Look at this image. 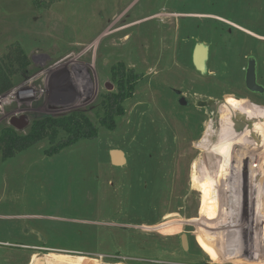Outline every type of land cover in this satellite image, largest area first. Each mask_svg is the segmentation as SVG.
<instances>
[{"label": "rangeland", "instance_id": "rangeland-1", "mask_svg": "<svg viewBox=\"0 0 264 264\" xmlns=\"http://www.w3.org/2000/svg\"><path fill=\"white\" fill-rule=\"evenodd\" d=\"M244 31H264V0H60L49 9L0 0V55L16 43L30 60L26 78L0 97V129L13 117L30 125L73 111L96 123L111 68L144 74L113 130L54 156L44 140L0 162V264L45 255L55 264H264L222 259L232 230L248 231L244 211L233 225L235 170L248 186L241 206L259 216L254 232L264 235V116L235 108L264 109L242 81L246 58L264 43ZM197 43L209 49L204 73L191 62ZM21 91L31 98L17 99ZM228 97L237 100L224 104ZM115 149L122 167L111 165ZM255 246L264 250V236Z\"/></svg>", "mask_w": 264, "mask_h": 264}, {"label": "trees", "instance_id": "trees-1", "mask_svg": "<svg viewBox=\"0 0 264 264\" xmlns=\"http://www.w3.org/2000/svg\"><path fill=\"white\" fill-rule=\"evenodd\" d=\"M59 1L33 0L38 9H49ZM29 66L30 60L19 44L14 43L6 47L4 53L0 55V97L14 88L16 78H26ZM111 77L115 89L103 94L97 105L92 108L97 124L85 112L73 111L62 117L33 120L24 134L11 126H4L0 129V162L13 159L44 140H48L51 145L46 154L54 156L79 142L95 140L100 128L113 130L118 118L124 114V103L131 99L144 74L119 63L111 68ZM261 213L264 215V211ZM263 236L254 233L252 257L249 261L251 263L264 257V250L258 253L255 250L257 238Z\"/></svg>", "mask_w": 264, "mask_h": 264}, {"label": "bare ground", "instance_id": "bare-ground-1", "mask_svg": "<svg viewBox=\"0 0 264 264\" xmlns=\"http://www.w3.org/2000/svg\"><path fill=\"white\" fill-rule=\"evenodd\" d=\"M25 95L23 94H20L21 96L19 98L21 99H28V98H31L30 95H26L28 93H24ZM235 108H237L238 110H240L241 112L243 113H247L249 114L250 117L252 118H255V119H260L261 117V114L258 112V111H255L253 109H249V108H246V107H243V106H239V105H236ZM228 127H231V124L229 123ZM252 134H254V136H256V134L258 133L260 137V131L258 128H253V131H251ZM209 133V132H208ZM207 133V135H205V137L209 136V134ZM231 135L235 138L237 137H240L241 134L240 133H233V132H230ZM204 141L203 143H206V139L204 138ZM202 148L205 147L204 144H201L200 145ZM208 150V149H207ZM203 161V160H202ZM193 169L194 171L196 170V166H193ZM193 171V172H194ZM195 174V173H194ZM231 174V173H230ZM219 175V174H218ZM242 175H244L242 173ZM195 177V176H194ZM263 178H264V173H263ZM195 180V179H194ZM220 180V179H219ZM207 182V181H206ZM242 182H243V179L241 178L240 176V169L238 170H235V173H234V178H233V225H236V226H240V216L241 214L243 213V211L245 212V224L244 225H248V231L246 230L245 231V228L243 229V232L240 234V228L238 229H235V230H232V233H236V238L235 240H233V238H231V243L230 245H228V247L230 246V251L229 249L228 250H224L223 252V256L222 259H244L245 261L250 259L251 256H252V246H253V243H254V228L255 227H261L262 226V220L259 218V216H256L254 215L253 213H251L249 210H248V203L246 204V207L245 209L243 210V207L241 206V193H240V188H241V185H242ZM247 185V183H246ZM215 188V187H214ZM244 190V189H243ZM229 194V193H228ZM246 199L247 201H251V196L250 195H253V193L250 194V192H248L246 194ZM253 199V198H252ZM252 203H254L253 205H255L256 203V200L253 199L250 203V205L252 206ZM248 212V213H247ZM244 215V213H243ZM242 215V216H243ZM126 227V226H125ZM203 227V226H202ZM205 239H209L210 236H207L206 235H202ZM243 238L245 240V242H243L244 244H240L238 246H236V241H241L242 242V239ZM233 240V241H232ZM238 247V248H237ZM220 257V256H218ZM57 258V257H56ZM82 258V257H81ZM79 258V262L81 264H84V261L83 259ZM231 259V260H232ZM63 260V259H62ZM57 261V260H56ZM64 261V260H63ZM227 261V260H226ZM225 261V262H226ZM229 261V260H228ZM233 261V260H232ZM59 263V262H58ZM62 263V262H61ZM66 263V262H65ZM95 262H92V264H94ZM63 264V263H62ZM97 264V263H95Z\"/></svg>", "mask_w": 264, "mask_h": 264}, {"label": "water", "instance_id": "water-1", "mask_svg": "<svg viewBox=\"0 0 264 264\" xmlns=\"http://www.w3.org/2000/svg\"><path fill=\"white\" fill-rule=\"evenodd\" d=\"M207 58H208V47L201 43L196 44L192 52V64L195 67V69L200 73H204L205 71ZM245 86L247 90H249L250 92H257L259 89V86L256 84L254 60L252 58L249 59L248 68L246 70ZM105 88L107 92H111L113 90L111 84H106ZM29 92L30 91H21L18 94L20 95ZM9 124L12 128H14L17 131H23L26 127L29 126V122L24 116H21L19 118L17 117L11 118ZM258 136L259 134L257 133L256 137ZM109 155L112 166L122 167L126 164V159L122 151L117 149L111 150ZM181 246L183 247L184 250H186L187 240L185 235H181Z\"/></svg>", "mask_w": 264, "mask_h": 264}, {"label": "flooded vegetation", "instance_id": "flooded-vegetation-1", "mask_svg": "<svg viewBox=\"0 0 264 264\" xmlns=\"http://www.w3.org/2000/svg\"><path fill=\"white\" fill-rule=\"evenodd\" d=\"M245 33V39L246 38H248V39H252V36H253V39H255V42L256 43H258L260 46H261V44H263L264 43V31H261V32H259V33H252V32H248V31H244ZM230 34H232V32L230 33ZM251 34H253V35H251ZM198 44V43H197ZM196 45V44H195ZM195 45H194V47H195ZM194 47H193V49H194ZM262 47V46H261ZM261 50H262V54L260 53L259 55H257V56H248L247 58H246V61H245V67L243 68V79H242V81H243V86H244V88H245V90L248 92V93H250L251 95H254L255 97H256V99H258L259 101H264V70H263V68H262V66H263V64H264V56H263V52H264V50L262 49V48H260ZM208 51H209V49H208ZM193 52V51H192ZM253 59L254 60V68H255V75H256V84L259 86V89H258V91L257 92H250L249 90H247V88H246V86H245V77H246V70H247V68H248V64H249V59ZM191 62H192V55H191ZM193 65V64H192ZM194 67V66H193ZM195 68V67H194ZM196 70V69H195ZM197 71V70H196ZM199 72V71H198ZM108 84H110V83H108ZM112 85V84H111ZM112 89L114 90V83H113V85H112ZM112 90V91H113ZM176 95L178 94L176 91L174 92ZM229 99H234V100H237V99H235V98H232V97H228L227 99H226V101H224V103L225 102H227V101H229ZM238 101H240V100H238ZM179 104L180 105H185L186 104V102L185 101H183L182 99H179ZM259 108H261V107H259ZM261 110L262 111H259V110H255V111H258L260 114H261V117H260V119L262 120L263 119V117L262 116H264V109L263 108H261ZM263 112V113H262ZM263 114V115H262ZM248 117H250V116H248ZM259 119V120H260ZM263 123V122H262ZM254 128H258L259 129V131H260V134H262V129L261 128H259V127H256V126H254ZM229 132V138L230 139H232V140H235V139H240V138H246V134H241V136L240 137H237V138H235V137H233L232 135H231V133H230V131H228ZM260 137H261V135H260ZM264 147V146H263ZM261 172V171H260ZM263 175V174H262ZM247 181V179H245V182ZM244 182V181H243ZM242 182V186L245 188H247L248 189V186L246 185V183H243ZM250 188V187H249ZM241 189V191H242V187L240 188ZM241 196H242V194H241Z\"/></svg>", "mask_w": 264, "mask_h": 264}, {"label": "crops", "instance_id": "crops-1", "mask_svg": "<svg viewBox=\"0 0 264 264\" xmlns=\"http://www.w3.org/2000/svg\"><path fill=\"white\" fill-rule=\"evenodd\" d=\"M40 258H42L43 261H41ZM45 258H46V255H45V257L35 256V258L31 260V263L32 264H55L53 262L55 260L50 261V260H46Z\"/></svg>", "mask_w": 264, "mask_h": 264}, {"label": "built area", "instance_id": "built-area-1", "mask_svg": "<svg viewBox=\"0 0 264 264\" xmlns=\"http://www.w3.org/2000/svg\"><path fill=\"white\" fill-rule=\"evenodd\" d=\"M17 99H19L20 95H16Z\"/></svg>", "mask_w": 264, "mask_h": 264}]
</instances>
